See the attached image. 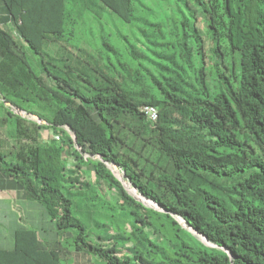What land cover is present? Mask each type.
<instances>
[{"label": "trees", "instance_id": "16d2710c", "mask_svg": "<svg viewBox=\"0 0 264 264\" xmlns=\"http://www.w3.org/2000/svg\"><path fill=\"white\" fill-rule=\"evenodd\" d=\"M0 2L1 101L45 123L3 109L0 188L103 264H264V0ZM36 238L18 232L0 264H61Z\"/></svg>", "mask_w": 264, "mask_h": 264}, {"label": "crops", "instance_id": "0c3cea01", "mask_svg": "<svg viewBox=\"0 0 264 264\" xmlns=\"http://www.w3.org/2000/svg\"><path fill=\"white\" fill-rule=\"evenodd\" d=\"M10 23L9 16L0 2V28L12 31ZM1 106L0 102V112H2L0 123H4L6 116L4 108L11 106L8 104ZM0 141H2L1 137ZM2 177L5 179L4 176ZM27 231H33L36 234L40 249L57 251L61 264H94L93 257L81 252L70 253L58 245L60 236L56 233L54 222L42 206L27 200L22 190L0 188V252L13 251L16 234ZM70 261L72 263H69Z\"/></svg>", "mask_w": 264, "mask_h": 264}, {"label": "rangeland", "instance_id": "374dc122", "mask_svg": "<svg viewBox=\"0 0 264 264\" xmlns=\"http://www.w3.org/2000/svg\"><path fill=\"white\" fill-rule=\"evenodd\" d=\"M144 4H146V5H151V3H152V1L153 0H141ZM204 31H205V29L202 27V33H203V36H204V39L207 41V39H206V36H205V33H204ZM1 99V98H0ZM1 102V105H3L4 106V104H3V102L2 101H0ZM12 110H16L15 108H9V111L10 112H12ZM2 112H0V114H1ZM4 113V112H3ZM13 113V112H12ZM1 116V115H0ZM2 117V116H1ZM27 118H29V117H27ZM30 119V118H29ZM10 131H11V128H10V126L9 125H5L3 128H0V137H1V140L2 141H5V143L3 144V148H4V151L6 152L8 149H11L12 147H13V145H14V140L13 139H11V137L9 136L10 135ZM48 135H49V132H44V133H42V137L44 138V139H46L47 137H48ZM86 158H88V159H91V158H89V157H86ZM97 158H94V160H96ZM82 175L83 176H85L87 179H91V174H90V171L89 170H85L84 172H82ZM117 181V180H116ZM119 183V182H118ZM120 185V187L123 189V191L129 196V197H131L125 190H124V188L122 187V185L121 184H119ZM104 195L109 199V201H110V203H114L115 202V195L113 194V192H110L109 190H107V189H104ZM132 198V197H131ZM132 199H134V198H132ZM135 200V199H134ZM98 207H100V202L98 203V205H97ZM97 207V208H98ZM144 207V206H143ZM146 208V207H145ZM98 210V212H100L99 211V209H97ZM98 215V214H97ZM97 217V216H96ZM101 221V219L99 218L98 219V221ZM60 242H61V244L64 246L65 245V242H64V240L63 239H61L60 240ZM65 247V246H64ZM93 260H94V264H103V263H101L100 262V260H98V259H96V258H93ZM69 263H72V261H70Z\"/></svg>", "mask_w": 264, "mask_h": 264}, {"label": "bare ground", "instance_id": "6f19581e", "mask_svg": "<svg viewBox=\"0 0 264 264\" xmlns=\"http://www.w3.org/2000/svg\"><path fill=\"white\" fill-rule=\"evenodd\" d=\"M107 168L110 170V172L113 174V176L115 177V179L122 185V187L124 188V190L132 197L134 198L137 202H139L140 204H142L143 206H146L148 208H154V206L149 202L146 201L123 177L121 171L111 165V164H107ZM157 209V208H155ZM179 219V218H178ZM181 224H183V222L180 220ZM180 225V224H179ZM201 242L204 244H207L208 246H210L208 243H206L202 238H200Z\"/></svg>", "mask_w": 264, "mask_h": 264}, {"label": "built area", "instance_id": "2783aa9c", "mask_svg": "<svg viewBox=\"0 0 264 264\" xmlns=\"http://www.w3.org/2000/svg\"><path fill=\"white\" fill-rule=\"evenodd\" d=\"M141 113L144 115V117L147 119V121L151 122V123H156L157 122V118H158V109L156 107H151V106H144L141 108ZM13 114L20 116L24 119H27L28 121H32L34 123H37L39 125H45V123L41 122V121H37L35 118H33L30 115H27L24 112H21L19 110H12ZM29 117V118H27ZM52 138V136L48 135V137L45 140H48Z\"/></svg>", "mask_w": 264, "mask_h": 264}, {"label": "water", "instance_id": "95a60500", "mask_svg": "<svg viewBox=\"0 0 264 264\" xmlns=\"http://www.w3.org/2000/svg\"><path fill=\"white\" fill-rule=\"evenodd\" d=\"M33 117V116H32ZM33 118H35L37 121H40L38 118H36V117H33ZM113 165V164H112ZM114 166V165H113ZM107 167V166H106ZM116 167V166H115ZM108 169V168H107ZM122 173V172H121ZM122 175H123V177H124V179L126 180V177H125V175H124V173H122ZM127 181V180H126ZM128 182V181H127ZM129 183V182H128ZM130 184V183H129ZM131 185V184H130ZM134 188V187H133ZM135 189V188H134ZM136 190V189H135ZM141 195V194H140ZM142 196V195H141ZM143 197V196H142ZM144 198V197H143ZM146 201H149L148 199H146V198H144ZM153 206H154V208H149V209H153V210H156V211H162L160 208H159V206L158 205H156L154 202H152V201H149ZM155 208H157V209H155ZM180 220L181 219H178L177 218V221L179 222V224L185 229V230H187L188 232H190L196 239H198V241H200L201 242V240H200V238H202L206 243H208L210 246H208L207 244H204V243H202L204 246H206V247H209V248H214V249H220V250H222V251H225L226 253H228L225 249H223V248H218V247H216L215 245H213V244H211V243H209L208 241H207V239H205L204 237H202V236H200V235H198L197 233H195L183 220H181L182 222H183V224H181V222H180ZM228 255H229V253H228ZM229 257L231 258V256L229 255Z\"/></svg>", "mask_w": 264, "mask_h": 264}, {"label": "clouds", "instance_id": "9594fccd", "mask_svg": "<svg viewBox=\"0 0 264 264\" xmlns=\"http://www.w3.org/2000/svg\"><path fill=\"white\" fill-rule=\"evenodd\" d=\"M18 110V109H17Z\"/></svg>", "mask_w": 264, "mask_h": 264}]
</instances>
